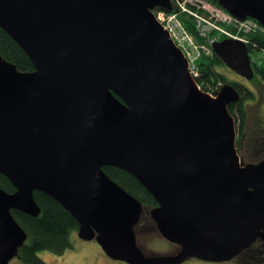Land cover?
I'll return each mask as SVG.
<instances>
[{"label":"water","instance_id":"water-1","mask_svg":"<svg viewBox=\"0 0 264 264\" xmlns=\"http://www.w3.org/2000/svg\"><path fill=\"white\" fill-rule=\"evenodd\" d=\"M240 20L264 26V0H215ZM172 0H0V27L26 52L22 71L0 53V264L19 257L28 232L13 210L39 216L35 191L56 199L96 240L128 264L227 262L264 242V151L245 161L229 106L233 82L210 93L154 10ZM213 51L255 76L248 45L225 37ZM105 166L133 176L157 202L148 206ZM176 245L147 252L138 227Z\"/></svg>","mask_w":264,"mask_h":264},{"label":"trees","instance_id":"trees-1","mask_svg":"<svg viewBox=\"0 0 264 264\" xmlns=\"http://www.w3.org/2000/svg\"><path fill=\"white\" fill-rule=\"evenodd\" d=\"M211 1L219 5L217 1ZM193 18L182 15L185 25L195 38L200 42L205 41L204 38L209 37L210 34H203L197 26V20ZM224 38L225 35L221 40ZM250 39L251 43L248 45L250 52L261 51L264 49V34H251ZM210 46L212 48V45ZM0 53L9 61L14 62L20 70H34V65L29 56L2 27H0ZM258 62H253V67L255 73L259 75L262 81H264V65H262L260 61ZM223 63L224 62L214 51L210 55L204 54L200 57L198 61L200 74L196 80L203 90L207 92H215L228 82V79L216 70V66ZM222 82L223 84H219ZM233 83L241 92L240 100L229 106V111L236 120L238 146V143L242 142L246 126H248V113L245 101L249 98H254L255 93L251 89H243L244 86L242 84L240 85L239 82ZM104 170L113 180L142 200L145 205H157L152 194L129 172L115 166H105ZM0 186L8 192H14L16 190L8 177L3 174H0ZM34 195L42 208V212L39 216L35 217L18 210H13L15 218L29 234L26 243L20 248L19 257L27 264H47L39 256V252L42 250H48L55 254H64L66 250L72 248L73 244L71 241V235L75 230H78L79 223L75 217L52 196L38 190L35 191ZM142 225L143 222L138 227V231ZM261 253L264 256V243L263 241H258L241 256L243 257V255H247L250 258H256Z\"/></svg>","mask_w":264,"mask_h":264},{"label":"rangeland","instance_id":"rangeland-1","mask_svg":"<svg viewBox=\"0 0 264 264\" xmlns=\"http://www.w3.org/2000/svg\"><path fill=\"white\" fill-rule=\"evenodd\" d=\"M203 1L209 3L212 7L222 8V6L213 3L211 0ZM204 14L210 15V10H205ZM182 15L193 18L188 13H184ZM201 29L206 35L210 34L209 37L204 38L206 43H209L212 39L221 40V38L225 35L207 23H203ZM254 54L256 57L260 55L259 52H255ZM216 70L222 73L228 79V82H239L240 85L242 84L244 86L243 89H251L255 93L254 98H249L245 101L248 113V126H246L242 142L238 143V151L242 158L247 162L260 159L264 151V81H262L256 73L254 78L249 80L232 70L225 63L216 66ZM219 84H223V82ZM142 222L143 225L139 230V242L145 251L172 253L177 249L175 244L168 242L154 231L153 228L155 225L150 218L149 213H146ZM71 241L73 244L72 248L66 250L64 254H55L48 250H42L39 252V256L47 264H128L123 260L113 259L108 256L96 240L81 239L78 236V230H75L72 233ZM246 262L249 264H264V256L261 255L256 258H250L247 255H243V257L227 262L206 261L198 258H190L181 264H248ZM9 264L27 263L17 256L12 259Z\"/></svg>","mask_w":264,"mask_h":264},{"label":"built area","instance_id":"built-area-1","mask_svg":"<svg viewBox=\"0 0 264 264\" xmlns=\"http://www.w3.org/2000/svg\"><path fill=\"white\" fill-rule=\"evenodd\" d=\"M172 3L174 10L171 12L163 9H156L154 11L158 20L169 30L171 37L188 57L189 69L195 78L200 74L198 66L200 57L204 54H212L213 49L210 45L216 40L212 39L209 43L198 41L185 25L182 14L188 13L194 17L201 31L202 24L207 23L227 37L243 40L247 45L251 43V34H264V26L256 19L247 18L240 20L226 9L212 7L203 0H172ZM207 9L210 10V15L204 14V11ZM202 33L205 34L203 31ZM255 52H259L260 55L256 57ZM251 58L252 62L260 61L264 65V49L261 51H251Z\"/></svg>","mask_w":264,"mask_h":264},{"label":"flooded vegetation","instance_id":"flooded-vegetation-1","mask_svg":"<svg viewBox=\"0 0 264 264\" xmlns=\"http://www.w3.org/2000/svg\"><path fill=\"white\" fill-rule=\"evenodd\" d=\"M263 243H264V242H263ZM261 255H263V254L261 253L259 256H261ZM259 256H258V257H259Z\"/></svg>","mask_w":264,"mask_h":264},{"label":"clouds","instance_id":"clouds-1","mask_svg":"<svg viewBox=\"0 0 264 264\" xmlns=\"http://www.w3.org/2000/svg\"><path fill=\"white\" fill-rule=\"evenodd\" d=\"M254 68V67H253Z\"/></svg>","mask_w":264,"mask_h":264}]
</instances>
